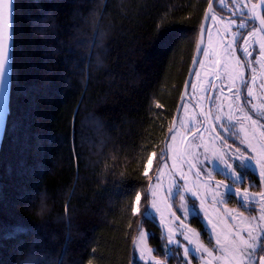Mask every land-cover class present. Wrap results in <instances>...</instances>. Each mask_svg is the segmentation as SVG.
Wrapping results in <instances>:
<instances>
[{
    "label": "trees",
    "instance_id": "16d2710c",
    "mask_svg": "<svg viewBox=\"0 0 264 264\" xmlns=\"http://www.w3.org/2000/svg\"><path fill=\"white\" fill-rule=\"evenodd\" d=\"M209 1L15 0L0 142V264H145L134 248L143 226L156 255L187 264L181 245L169 246L146 212ZM214 6L229 12L218 0ZM215 127L239 147L234 125L229 134ZM239 163L232 168L242 179L233 185L264 191ZM180 195L173 206L182 214ZM228 198L244 214L257 211ZM187 220L210 245L199 215ZM259 242L263 248L264 235Z\"/></svg>",
    "mask_w": 264,
    "mask_h": 264
},
{
    "label": "rangeland",
    "instance_id": "374dc122",
    "mask_svg": "<svg viewBox=\"0 0 264 264\" xmlns=\"http://www.w3.org/2000/svg\"><path fill=\"white\" fill-rule=\"evenodd\" d=\"M218 5L226 6L227 14L231 15L247 10L245 0H218ZM246 24L239 23L237 18L226 19L212 14L203 54L191 81L190 99L181 107L177 126L167 141V156L149 186L150 203L146 213L160 224L169 246L181 245L187 264H248L247 260H242V253L251 251L249 245L260 243L264 233V197L249 191L248 186L237 188L233 185L236 172L232 163L238 161L233 157L244 155L255 157L250 170L258 175L264 187V176L260 175L264 169L263 125H259L258 118L244 114L240 107L241 88L245 83L248 104L255 115L261 113L264 117V38L258 27L249 28L246 34L240 35ZM242 55H245L246 64ZM248 66L249 74L245 73ZM217 74L218 84L211 96V120L221 132L224 122L225 130L234 124L239 134L237 149L240 152H236L228 139L221 141L217 135H212L206 120V96ZM225 133L229 134V130ZM152 160L150 157L148 171L152 168ZM223 161L232 167L227 168ZM176 193L181 194L182 214L173 206ZM231 193L243 199L245 207H251L247 203L251 201L252 207L257 208L256 213L244 214L234 205L230 206L228 196ZM187 197L191 201L184 204ZM138 207L136 203L135 209ZM191 214H198L204 222L213 240L210 245L201 240L199 231L188 222ZM148 234L144 226L137 234L134 244L137 259L145 264H169L166 258L154 253ZM257 256L255 252L253 259Z\"/></svg>",
    "mask_w": 264,
    "mask_h": 264
},
{
    "label": "snow or ice",
    "instance_id": "6c2138e0",
    "mask_svg": "<svg viewBox=\"0 0 264 264\" xmlns=\"http://www.w3.org/2000/svg\"><path fill=\"white\" fill-rule=\"evenodd\" d=\"M15 0H0V117H2L3 113L7 111L6 101H7V62L9 56V47H8V32L10 30V19H11V8L14 4ZM212 5H209L211 8ZM202 51V49H201ZM245 51H247L245 49ZM99 62V61H98ZM255 123V121H253ZM243 143V141H241ZM236 152H240V149H236ZM233 159L239 160V166L241 168H251L253 167L251 161L255 159V157H245L244 155H239L238 157H233ZM247 160L248 163H244ZM227 168H231L232 165L228 164L227 161H223ZM147 175V171L145 172V176ZM261 176H264V169H262ZM242 179V174H234V180L240 181ZM219 186V185H218ZM231 191V190H229ZM258 195L264 197V192L259 193ZM247 191L245 190V199H247ZM139 199V196L137 197ZM69 206L65 205V213L67 216ZM47 211L46 206L42 203L40 206V211L37 213L40 216H43ZM66 218V217H65ZM24 227L23 225L20 226ZM43 227V225H40ZM264 235V233H262ZM258 239V238H257ZM219 243V241H217ZM251 251H246L242 253V260H247L248 264H264V256L257 258L254 260V254L258 248L264 250L259 243H254L248 246ZM187 249H185V255H187Z\"/></svg>",
    "mask_w": 264,
    "mask_h": 264
},
{
    "label": "water",
    "instance_id": "95a60500",
    "mask_svg": "<svg viewBox=\"0 0 264 264\" xmlns=\"http://www.w3.org/2000/svg\"><path fill=\"white\" fill-rule=\"evenodd\" d=\"M216 0H210L207 4V9L205 10L203 16H202V21L200 23V26H199V32H198V36H197V39H196V45H195V48L193 50V56L191 58V61H190V67L186 73V78L184 80V83L182 85V90L180 92V96H179V101L175 107V113L172 117V123H171V127L169 128L168 130V134L166 135L164 141H163V144H164V147H163V150H164V156L166 157V153H167V140L169 139V136H170V132L171 130H173L177 124V119L180 115V112H181V107L184 103V101L187 99L189 100L190 98H188V90H189V85L192 81V78H193V74L198 66V62H199V59L202 55V51L201 49H203L204 47V44H205V36H206V32H207V26H208V23L210 21V16H211V13L215 10V7L213 6L214 2ZM258 8L256 10V13H254V15H252V19L256 20L257 21V24H258V27H260L263 35H264V18H263V15H262V10L264 8V0H259L258 1ZM209 5H212L211 8H209ZM13 6V5H12ZM11 14H12V8H11ZM10 14V15H11ZM234 14L233 15H227L225 17L227 18H233ZM11 20H12V15H11V19H10V30L8 32V47H9V56H8V62H7V101H8V90H9V79H10V52H11V49H10V44H11V38H10V35H11ZM211 94L212 93H209L208 94V98H207V102H206V118L209 122H211L210 120V113H211V108H210V102H211ZM7 101H6V105H7ZM7 107V106H6ZM6 115V111L3 113L2 117H0V142H1V136H2V132H3V126H4V122H5V117Z\"/></svg>",
    "mask_w": 264,
    "mask_h": 264
},
{
    "label": "flooded vegetation",
    "instance_id": "af4514ba",
    "mask_svg": "<svg viewBox=\"0 0 264 264\" xmlns=\"http://www.w3.org/2000/svg\"><path fill=\"white\" fill-rule=\"evenodd\" d=\"M258 1L259 0H245V2H246V5H247V10L245 11V12H243V13H239V12H235V13H233L234 14V16H233V18H228V19H234V18H237V20H238V22L240 23V22H247V26H245V28H242V30H241V33H240V35L241 34H246V32L248 31V29L249 28H252V27H258V24H257V21L256 20H254V19H252V15H254V13H256V10H257V8H258V6H259V4H258ZM231 13V12H230ZM212 14H214V15H216V16H218V17H225V16H229V15H231V14H227V13H224V12H220L219 10H214L213 12H212ZM212 14H211V16H212ZM262 15H263V18H264V8H263V10H262ZM226 19H227V17H225ZM209 26V25H208ZM208 26H207V28H208ZM258 29H259V34H261V36H262V38H264V35H263V33H262V31H261V29H260V27H258ZM236 30V29H235ZM207 31H208V29H207ZM206 35H207V33H206ZM241 37V36H240ZM205 39H206V37H205ZM206 42V41H205ZM239 52H240V50H239ZM242 61H244L245 62V64H246V61H245V55H242ZM220 64V63H219ZM219 68V67H218ZM249 72V66L247 67V71L245 72V73H247V74H249L248 73ZM216 75V74H215ZM219 79V76H218V74H217V76H215V78H214V80H213V82H212V84L210 85V90L211 91H209L208 93H207V96H208V94L209 93H212V91H214V87H215V85L216 84H218L216 81H217V79ZM246 87H247V84H245V83H243V86H242V88H241V94H240V103H241V109H243L242 110V112L244 113V114H246V115H248V116H254V117H256V118H258L259 119V125L261 126V124L263 125L262 127H263V129H264V117L263 116H260L261 115V113L259 114V115H255V112L252 110V108H251V106L248 104V101H247V96L248 95H246ZM206 96V97H207ZM211 96H212V94H211ZM208 98V97H207ZM211 100H212V98H211ZM206 102H207V100H206ZM210 106H211V102H210ZM257 114V113H256ZM206 120H207V118H206ZM210 120H211V114H210ZM263 122V123H262ZM207 123H208V126H209V129H210V131H212V135L214 134L215 136H216V132L217 131H215V129H216V127H215V124H214V122L211 120V122H209L208 120H207ZM225 125H226V123L224 122L223 123V128H225ZM234 125V124H233ZM219 133H221L222 134V132L221 131H219ZM237 138H239V134H238V131H236V135H235ZM219 138V140H221V141H225V140H223L224 138L221 136V137H218ZM219 145H220V143H219ZM232 161V160H231ZM248 186V185H247ZM264 248V247H263ZM264 254V253H263Z\"/></svg>",
    "mask_w": 264,
    "mask_h": 264
},
{
    "label": "bare ground",
    "instance_id": "6f19581e",
    "mask_svg": "<svg viewBox=\"0 0 264 264\" xmlns=\"http://www.w3.org/2000/svg\"><path fill=\"white\" fill-rule=\"evenodd\" d=\"M214 3H215V2H214ZM213 6H214V4H213ZM214 7H215V6H214ZM211 14H212V13H211ZM210 19H211V16H210ZM190 86H191V83H190L189 87H190ZM182 88H183V87H182ZM190 88H191V87H190ZM190 88H189V90H188V93H189V91H190ZM181 90H182V89H181ZM171 123H172V122H171ZM177 123H178V122H177ZM176 126H177V124H176ZM176 126H175V128H176ZM170 127H171V125H170ZM175 128H174V129H175ZM174 129H173V130H174ZM173 130H171V132H172ZM167 132H168V131H167ZM171 132H170V133H171ZM167 134H168V133H167ZM170 136H171V134H170ZM170 136H169V138H170ZM164 159H165V156H163V160H164ZM163 160H162V161H163Z\"/></svg>",
    "mask_w": 264,
    "mask_h": 264
}]
</instances>
